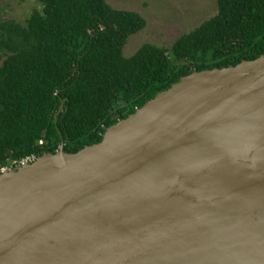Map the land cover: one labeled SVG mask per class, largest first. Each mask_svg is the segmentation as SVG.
Masks as SVG:
<instances>
[{
    "label": "water",
    "instance_id": "1",
    "mask_svg": "<svg viewBox=\"0 0 264 264\" xmlns=\"http://www.w3.org/2000/svg\"><path fill=\"white\" fill-rule=\"evenodd\" d=\"M0 264H264V54L2 172Z\"/></svg>",
    "mask_w": 264,
    "mask_h": 264
},
{
    "label": "trees",
    "instance_id": "2",
    "mask_svg": "<svg viewBox=\"0 0 264 264\" xmlns=\"http://www.w3.org/2000/svg\"><path fill=\"white\" fill-rule=\"evenodd\" d=\"M39 2L24 23L0 17V166L55 153L62 140L77 152L182 76L264 54V0H217L170 47L147 42L131 56L124 46L147 23L138 12L106 0Z\"/></svg>",
    "mask_w": 264,
    "mask_h": 264
},
{
    "label": "rangeland",
    "instance_id": "3",
    "mask_svg": "<svg viewBox=\"0 0 264 264\" xmlns=\"http://www.w3.org/2000/svg\"><path fill=\"white\" fill-rule=\"evenodd\" d=\"M117 9L138 12L146 26L132 34L124 46L125 56H131L143 43L170 47L183 33L213 16L217 0H106ZM33 10H42L39 0H0V17L24 23Z\"/></svg>",
    "mask_w": 264,
    "mask_h": 264
},
{
    "label": "built area",
    "instance_id": "4",
    "mask_svg": "<svg viewBox=\"0 0 264 264\" xmlns=\"http://www.w3.org/2000/svg\"><path fill=\"white\" fill-rule=\"evenodd\" d=\"M32 158H34V157H27V158L22 159V160H20V161L13 160L9 165H1V166H0V174H1L2 172H5L6 170H9V169L13 168L14 165H15V166H18V165H21V164H23V163H25V162L31 161Z\"/></svg>",
    "mask_w": 264,
    "mask_h": 264
}]
</instances>
